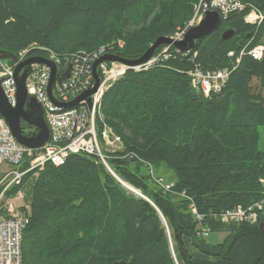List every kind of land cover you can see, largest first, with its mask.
Listing matches in <instances>:
<instances>
[{"label":"trees","instance_id":"16d2710c","mask_svg":"<svg viewBox=\"0 0 264 264\" xmlns=\"http://www.w3.org/2000/svg\"><path fill=\"white\" fill-rule=\"evenodd\" d=\"M196 1L0 0V49L17 54L36 43L66 56L121 38L119 53L136 59L158 36L181 28ZM241 2L243 9L221 18L192 49L170 46L169 58L127 70L105 92L101 112L123 146L109 165L140 194L86 154L29 171L12 189H22L28 206L22 264H264V231L216 216L264 194V151L257 147L264 52L258 60L240 56L244 47L264 45V17L257 24L244 21L252 9L264 16V0ZM226 29H235L228 40L220 34ZM195 66L229 69L226 86L209 96L197 91L187 74ZM162 169L173 171L165 182L172 184L169 191L157 182ZM182 192L210 232L226 233L221 241L198 234Z\"/></svg>","mask_w":264,"mask_h":264},{"label":"built area","instance_id":"2783aa9c","mask_svg":"<svg viewBox=\"0 0 264 264\" xmlns=\"http://www.w3.org/2000/svg\"><path fill=\"white\" fill-rule=\"evenodd\" d=\"M245 5L241 0H200L199 14H194L187 25L174 36V39H182L186 30L199 24L206 9L216 10L221 18H225L230 12L239 11ZM263 14L252 9L244 21L249 24L260 23ZM123 40L117 39L98 46L93 50H77L66 56L54 52L46 46L33 43L17 53V61L27 57V50L32 47L34 56H40L51 61L58 71L70 64L68 77L54 84L52 95L61 103L69 102L94 85L92 65L101 55L115 54L123 47ZM170 46L151 56L146 62L128 65L119 61L100 62L96 70L99 72V84L96 90L90 94V106L87 100L82 99L73 107H64L54 104L47 93L51 69L42 64H33L32 70L25 80L26 92L35 97L42 107L43 118L48 128V139L39 148H29L19 143L13 136L10 128L0 117V165L8 164V169L0 178V264H22V232L28 223V206L24 203V192L19 186L23 176L29 171H40L46 163L58 166L71 154H86L95 157L103 163L106 169L114 176L115 172L109 165V159L116 152L123 149L120 137L113 132L101 112L102 98L111 85L127 70L142 71L161 60L170 57ZM180 52L179 49L174 50ZM264 52V45H257L251 49L244 47L240 56L248 54L254 59H260ZM232 55V53H229ZM195 56V55H193ZM238 61V59H237ZM12 62L0 60V85L3 93L12 106L15 105L16 86L14 81V65ZM231 71L229 69L202 71L196 66L187 72L190 84L197 91L209 96L219 93L227 84ZM127 156H134L130 153ZM27 157L28 163H23ZM152 168L151 166H149ZM117 178V177H116ZM157 182L165 190L169 191L172 184L165 183L161 179ZM263 182V180H261ZM182 192L181 194H183ZM196 222V229L201 237L208 235V227L203 225L204 216L201 215L195 205L191 210ZM217 220L222 223H249L262 224L264 226V194L254 203L248 206H237L235 214L221 211L217 214Z\"/></svg>","mask_w":264,"mask_h":264},{"label":"water","instance_id":"95a60500","mask_svg":"<svg viewBox=\"0 0 264 264\" xmlns=\"http://www.w3.org/2000/svg\"><path fill=\"white\" fill-rule=\"evenodd\" d=\"M209 0H205L207 3ZM221 23V16L216 10L206 9L203 18L199 24L189 27L183 35L182 39H174L170 36H158L154 42L145 50V52L136 59H127L120 53L103 54L96 59L92 65L94 75V85L87 89L75 99L61 103L53 98L52 90L56 81L61 82L62 79L68 77L70 64L67 63L63 70L58 71L56 66L48 59L40 56L28 57L18 62L14 67V81L16 85V104L11 106L0 85V116L3 117L5 123L10 128L13 136L22 145L29 148H39L48 139V128L43 118L42 107L34 96L27 94L25 88V79L31 71V65L35 63L49 66L51 69L49 82L47 85V93L50 100L60 106L73 107L82 99H86L90 106V94H92L99 84V72L96 70L97 65L103 61H119L128 65H136L146 62L160 46H173L182 52L192 49L196 40L208 35L211 31L217 29ZM235 29H226L222 31L221 38L228 40L233 36ZM0 60H11L15 62L16 55L6 50L0 49ZM22 123H27L30 130H25ZM259 229L264 231L262 224ZM112 264H129L125 260L114 261Z\"/></svg>","mask_w":264,"mask_h":264},{"label":"rangeland","instance_id":"374dc122","mask_svg":"<svg viewBox=\"0 0 264 264\" xmlns=\"http://www.w3.org/2000/svg\"><path fill=\"white\" fill-rule=\"evenodd\" d=\"M200 3V0H197L195 3H193V13L191 15V17L185 22V24L181 27V28H178L176 30V32L172 35L174 36L176 33H178L181 29H183L187 23L193 18L194 14H199L200 13V9L198 10V5ZM117 39H121V38H115V39H112L111 41H108V42H112V41H115ZM263 43H264V38H263ZM163 49V47H162ZM161 49V50H162ZM81 50V49H79ZM77 51V50H76ZM259 83V81L257 79H253L252 80V84L253 86H257ZM263 96H264V90H263ZM258 131H259V135H260V138H259V141H258V150L260 151H264V125H261L258 127ZM12 168V166L8 165V164H2L0 165V178L4 175V173L8 170ZM161 173L163 175H161V178H162V181L163 182H166L168 180H171L172 179V173L173 171L171 169H168L167 171L165 170H161ZM159 175V174H158ZM165 179V180H164ZM168 183V182H167ZM135 189V188H134ZM136 192H138L136 189H135ZM194 202V201H193ZM195 204V203H194ZM223 235H225L223 232H213V231H209L208 232V235L206 236V240L209 242V243H216V242H219L222 240L223 238Z\"/></svg>","mask_w":264,"mask_h":264},{"label":"bare ground","instance_id":"6f19581e","mask_svg":"<svg viewBox=\"0 0 264 264\" xmlns=\"http://www.w3.org/2000/svg\"><path fill=\"white\" fill-rule=\"evenodd\" d=\"M106 43V42H105ZM33 44V43H32ZM32 44H30L29 46H32ZM103 44V43H102ZM169 49H171V47L169 48ZM86 50V49H85ZM159 50V49H158ZM31 51H34V49H32V47L31 48H29L28 50H27V55L29 56V57H34V56H31V55H29L30 54V52ZM72 52V51H71ZM103 113V112H102ZM119 135V134H118ZM124 145V144H123ZM125 147V146H124ZM125 150V149H124ZM119 154V153H118ZM23 163L26 165L27 163H28V159H27V157H24V159H23ZM121 183L125 186V187H127L130 191H132V192H134V193H136V194H139L140 192L138 191V192H136L135 191V189L133 188V186H130V185H128V184H126L125 182H123V181H121ZM183 196H185L188 200H189V202H190V204H189V209H190V211L192 210V207H193V205H194V202H193V199L191 198V197H188V196H186V194L185 193H183L182 194ZM237 206L238 205H236V206H234L233 208H229V209H227V210H224L225 212H227L228 214H230V215H232V214H235L236 212H237ZM228 223H231V221H229Z\"/></svg>","mask_w":264,"mask_h":264},{"label":"flooded vegetation","instance_id":"af4514ba","mask_svg":"<svg viewBox=\"0 0 264 264\" xmlns=\"http://www.w3.org/2000/svg\"><path fill=\"white\" fill-rule=\"evenodd\" d=\"M22 127L27 131L31 129L27 123H22Z\"/></svg>","mask_w":264,"mask_h":264},{"label":"crops","instance_id":"0c3cea01","mask_svg":"<svg viewBox=\"0 0 264 264\" xmlns=\"http://www.w3.org/2000/svg\"><path fill=\"white\" fill-rule=\"evenodd\" d=\"M223 233H224V232H223ZM224 234L226 235V233H224ZM225 235H223V238H224ZM223 238H222V239H223Z\"/></svg>","mask_w":264,"mask_h":264}]
</instances>
